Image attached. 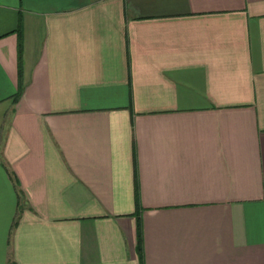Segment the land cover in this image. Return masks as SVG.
<instances>
[{
	"label": "crops",
	"instance_id": "crops-1",
	"mask_svg": "<svg viewBox=\"0 0 264 264\" xmlns=\"http://www.w3.org/2000/svg\"><path fill=\"white\" fill-rule=\"evenodd\" d=\"M0 264H264V0H0Z\"/></svg>",
	"mask_w": 264,
	"mask_h": 264
}]
</instances>
